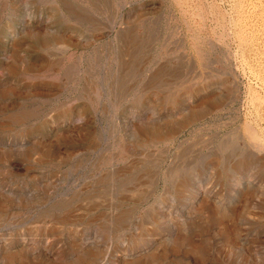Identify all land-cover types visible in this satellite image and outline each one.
Segmentation results:
<instances>
[{
	"label": "rangeland",
	"instance_id": "1",
	"mask_svg": "<svg viewBox=\"0 0 264 264\" xmlns=\"http://www.w3.org/2000/svg\"><path fill=\"white\" fill-rule=\"evenodd\" d=\"M246 124L264 145V0H0V264H248L255 217L236 246L212 219L264 185L218 159Z\"/></svg>",
	"mask_w": 264,
	"mask_h": 264
},
{
	"label": "bare ground",
	"instance_id": "2",
	"mask_svg": "<svg viewBox=\"0 0 264 264\" xmlns=\"http://www.w3.org/2000/svg\"><path fill=\"white\" fill-rule=\"evenodd\" d=\"M106 3V2H105ZM92 4V3H91ZM82 5V4H81ZM97 5V4H96ZM98 6H96L97 8ZM109 7V6H108ZM87 8V7H86ZM195 8V7H194ZM67 9V8H66ZM81 11V10H80ZM90 11V10H89ZM97 12V11H96ZM111 12V11H110ZM85 14V13H84ZM101 14V13H100ZM198 14V13H197ZM89 15V13H88ZM112 16V15H111ZM110 17V16H109ZM90 18V16H89ZM98 18V17H97ZM65 20V19H64ZM204 25V24H203ZM219 28V27H218ZM198 29V28H197ZM227 31V30H226ZM193 32V31H192ZM133 34V33H132ZM132 34H129V36L127 37V41L129 42V44H127L126 46L128 47H125L124 51L122 49V51L125 53H128L127 57L129 58L130 60V57L133 56V52L135 53V51L133 50V46H134V41L135 39L133 38V35ZM211 34V33H210ZM123 35V33H122ZM193 35V34H192ZM196 36V35H195ZM213 37V36H212ZM150 38V37H149ZM153 38V37H152ZM199 38V37H197ZM145 39V37H144ZM197 41V40H195ZM200 41V40H199ZM223 41V40H222ZM199 43V42H198ZM145 44V43H144ZM202 44V43H201ZM124 45V44H123ZM122 45V46H123ZM154 46V45H153ZM159 46V45H158ZM193 46V45H192ZM17 47V46H16ZM195 47V46H194ZM116 49V48H115ZM141 49V48H140ZM201 50V49H199ZM205 51H207L206 49H204ZM45 51V50H44ZM64 51V50H63ZM198 52V51H197ZM196 52V53H197ZM104 53V52H103ZM200 53V52H198ZM197 53V54H198ZM53 54V53H52ZM56 54V53H55ZM121 54V53H120ZM138 54V53H137ZM203 54V53H202ZM47 55V53H46ZM136 55V54H135ZM134 55V56H135ZM199 55V54H198ZM201 55V54H200ZM205 55V52L204 54ZM202 55V56H203ZM97 56V55H96ZM122 57V56H121ZM125 57V56H124ZM48 58V57H47ZM126 58V59H128ZM137 58V57H136ZM201 58V57H199ZM50 59V57H49ZM56 59V58H55ZM114 59V58H113ZM133 59V57L131 58ZM202 59H205V57ZM97 60V58H96ZM62 61V60H61ZM123 61V60H122ZM125 61V60H124ZM131 61V60H130ZM181 61V60H180ZM204 61V60H203ZM208 61V60H207ZM129 62V61H128ZM202 62V61H201ZM49 63V62H48ZM207 63V62H206ZM50 64V63H49ZM96 64V63H95ZM125 64V63H124ZM137 65V64H136ZM158 66V65H157ZM130 67V66H129ZM50 68V66L48 67ZM73 68V67H72ZM75 69V68H74ZM77 69V68H76ZM162 69V68H161ZM65 70V68H64ZM71 70V68L69 69V71ZM74 71V70H73ZM54 72V71H53ZM79 72V71H78ZM131 72V71H129ZM55 73V72H54ZM65 73V71H64ZM134 73V72H133ZM156 73V72H155ZM159 73V72H158ZM210 73V72H209ZM57 74V73H56ZM163 74V72H162ZM172 74V73H171ZM63 75V74H62ZM83 76V75H82ZM122 76V75H121ZM208 76V74H207ZM78 80V79H77ZM80 80V79H79ZM106 81V80H105ZM79 82V81H78ZM126 90V89H125ZM82 94V93H81ZM252 94V93H251ZM80 95V94H79ZM107 95V94H106ZM253 96V95H252ZM110 99V98H109ZM33 100V99H32ZM34 102V101H33ZM37 103V102H36ZM90 103V102H89ZM23 106V105H22ZM36 106V105H35ZM221 106V105H220ZM39 108V107H38ZM24 109V108H23ZM41 110V109H40ZM21 112V111H20ZM39 114V113H38ZM16 115V114H15ZM193 115V114H192ZM13 116V115H12ZM11 116V117H12ZM20 116V115H19ZM18 116V117H19ZM187 118V117H186ZM185 119V118H184ZM23 120V119H22ZM248 120V119H247ZM8 123V122H7ZM246 123V122H245ZM151 124V123H150ZM247 125V124H246ZM188 126V125H187ZM186 127V126H185ZM244 126H242L243 128ZM253 126H249V124L246 126V128L244 130H246V140H244V144L242 145L241 143H239L238 141V137L239 135H235V134H232L229 138L227 139H220L222 140L218 147L220 148V150L222 151H225L227 152V154L225 155V157L221 156L219 154L218 156V159L221 158L220 160H222V158L224 159V161L226 162V164L223 166L224 168L222 169V171L224 172H229L231 175H236L237 174V171L238 172H243L245 171L246 169L250 168L252 169V172L255 176H257L259 179L261 177V181L264 179V145L261 144L260 140L258 141V137H257V134L256 132L253 130L252 128ZM257 129V128H256ZM243 130V129H242ZM237 132V131H236ZM235 133V132H234ZM179 134V133H178ZM238 134V133H237ZM176 135V134H175ZM174 135V136H175ZM229 135V134H228ZM245 135V134H244ZM172 136V135H171ZM169 137V136H168ZM223 137V135H222ZM237 137V138H236ZM98 138V137H97ZM166 138V137H165ZM221 138V137H220ZM162 139V138H161ZM167 139V138H166ZM173 140V139H172ZM97 141V140H96ZM262 141V140H261ZM159 142V141H158ZM172 142V141H171ZM242 142V143H243ZM146 143V142H145ZM147 144V143H146ZM161 144V142H160ZM241 144V145H240ZM154 145V144H153ZM162 145V144H161ZM145 149V148H144ZM181 149V148H180ZM187 149V148H184V150ZM218 150V151H220ZM151 151V150H150ZM149 152V151H148ZM150 153H153V152H150ZM181 153H182V150H181ZM180 153V154H181ZM191 153V152H190ZM218 153V152H217ZM156 154V153H155ZM183 154V153H182ZM158 155V154H157ZM179 155V154H177ZM176 155V156H177ZM149 156V155H148ZM155 156V155H154ZM160 156V155H159ZM164 156V155H163ZM190 156V155H189ZM161 157V156H160ZM188 157V156H187ZM191 157V156H190ZM177 158V157H176ZM154 159V158H153ZM160 160V158H159ZM187 160V159H186ZM150 161V160H149ZM163 161V160H162ZM174 161V160H173ZM148 162V161H147ZM181 162V161H180ZM193 162V161H192ZM224 162V163H225ZM138 163V162H137ZM144 163V162H143ZM149 163V162H148ZM186 163V162H185ZM142 164V163H141ZM152 164V163H151ZM180 164V163H179ZM191 164V162H190ZM218 164H221V163H218ZM139 165V164H138ZM150 165V164H149ZM160 165V164H159ZM202 165V164H201ZM102 166V165H101ZM108 166V165H107ZM146 166V165H145ZM148 166V165H147ZM187 166V164H186ZM191 166V165H190ZM99 167V166H98ZM172 167V166H171ZM192 167V166H191ZM218 167V165H217ZM149 168V167H147ZM165 168V167H164ZM174 168V167H173ZM145 169V168H144ZM172 169V168H171ZM192 169V168H191ZM133 170V169H132ZM135 170V169H134ZM137 170V169H136ZM135 170V171H136ZM143 170V169H142ZM163 170V169H162ZM180 169H178L179 171ZM190 171V170H189ZM146 172V171H145ZM152 172V171H151ZM186 173V172H184ZM191 173V172H190ZM189 173V175H190ZM247 174V173H246ZM150 175V174H148ZM162 175L163 172H162ZM171 175H175V171L173 173V171H170L169 172V176ZM209 175V174H208ZM221 175V174H220ZM111 176V175H110ZM158 176V175H157ZM167 176V175H166ZM168 176V177H169ZM185 176V174H184ZM163 177V176H162ZM181 177V176H180ZM120 178V177H119ZM149 178V176H148ZM147 178V179H148ZM160 178V177H159ZM165 178V177H164ZM99 179V178H98ZM97 179V180H98ZM138 179V178H137ZM145 179V180H147ZM168 179V178H167ZM237 179V178H236ZM101 180V179H100ZM104 182H109V176H106V177H103ZM101 180V181H102ZM112 180V179H111ZM134 180V179H133ZM157 180H159L157 178ZM150 181V180H149ZM164 181V180H163ZM171 181V180H169ZM121 182V181H120ZM146 182V181H145ZM155 182V181H154ZM239 182V181H238ZM147 183V182H146ZM149 183V182H148ZM151 183V182H150ZM182 183H183V178H181V181H176L174 182V189H182ZM232 183V182H231ZM240 183V182H239ZM106 184V183H105ZM145 184V183H144ZM154 184V183H153ZM234 184V182L232 183ZM242 184V183H241ZM96 185V184H95ZM107 185V184H106ZM123 185V184H122ZM155 185V184H154ZM114 186V185H113ZM125 186V185H124ZM123 186V187H124ZM138 186V185H137ZM148 186V185H147ZM153 186V185H152ZM151 186V187H152ZM162 186V185H161ZM157 187V186H156ZM155 187V188H156ZM163 187V186H162ZM96 188V187H95ZM100 188V187H99ZM119 189V187H118ZM122 189V188H120ZM124 189V188H123ZM170 189V188H169ZM188 189V188H187ZM138 190V189H137ZM164 190V189H163ZM141 191V190H140ZM155 191V190H154ZM175 191V190H174ZM98 192V191H97ZM97 192H95V194H97ZM138 192V191H137ZM144 192V190H143ZM161 192V191H160ZM233 192H234V195L232 196V199H235V196H240L241 199L240 200H237L236 202L232 201L231 202V205H230V213H229V220L231 222L227 224H225V217L219 213V210L217 209H214L213 213H212V219L214 221V223L219 227V226H222L220 227L221 228V232H224L226 231V233L228 234L229 236V241L231 243V245H235L237 244L236 242L239 240V235L240 233H242L243 229L239 226L240 225V217L244 214V216L246 217V215H253L255 218H253V221H250L249 219H247L248 223H250L251 225V228H256L258 227V230H259V233L252 239V240H247V244L251 245L250 243H253V242H256L258 243L259 245H261V249H259L257 251V255L256 257H252V260L248 263V264H264V185L262 184L261 186L257 187L253 184H251L250 182H247L245 185H243V188L240 189L238 186H235L234 189H233ZM152 193V192H151ZM162 193V192H161ZM144 194V193H143ZM142 194V196H143ZM232 194V193H231ZM94 195V193H93ZM165 195V194H164ZM164 195H160L158 194V198H157V201L158 203H161L162 199H164ZM141 196V194H139V197ZM151 196V195H150ZM156 196V195H155ZM167 196V195H166ZM138 197V196H137ZM175 197V196H174ZM255 197H257V206L258 209L257 210H254L253 212H251L248 208V204L249 201L251 199H255ZM73 198V197H72ZM149 198V197H148ZM70 199V198H69ZM68 199V200H69ZM96 199V198H95ZM136 199V198H135ZM156 199V198H155ZM172 199V198H171ZM178 199V198H177ZM1 200V199H0ZM66 200V199H65ZM67 200V201H68ZM94 200V198H93ZM139 200V198H138ZM145 200V199H144ZM61 201V200H60ZM72 201V200H71ZM156 201V202H157ZM3 202V201H2ZM64 202V201H63ZM70 202V201H69ZM89 202V201H88ZM121 202V201H120ZM155 202V203H156ZM90 204L92 203L89 202ZM95 203V202H94ZM93 203V204H94ZM152 206V209L153 211L155 209H157L158 207L155 205ZM58 204V203H57ZM86 204L88 203H85V207H86ZM89 204V206L91 207V205ZM96 204V203H95ZM60 205V204H59ZM69 205V203H68ZM97 205V204H96ZM82 206V205H81ZM79 206V207H81ZM116 206V205H115ZM55 207V206H53ZM59 207V206H58ZM83 207V206H82ZM81 207V208H82ZM89 207V208H90ZM61 208V207H60ZM96 208V207H95ZM150 208V207H149ZM88 209V208H87ZM148 209V208H147ZM62 210V209H61ZM89 210V209H88ZM129 210V209H128ZM127 210V211H128ZM45 211V210H44ZM59 211V210H58ZM69 211V210H68ZM71 211V210H70ZM126 210L122 213H116L117 215H115V220L117 223H120V224H124L127 222V216H128V212ZM84 212V211H83ZM99 212V211H98ZM149 212V211H148ZM82 213V212H80ZM155 213V212H154ZM55 214V213H53ZM67 215H69V212L66 213ZM66 214L65 217L63 218H55L54 219V222H61V223H65L68 225L69 224H75L76 223V218H71V216H67L66 217ZM71 215V214H70ZM100 215V214H98ZM59 216V215H58ZM79 216V215H78ZM57 217V216H56ZM92 217V216H91ZM109 217V216H108ZM112 218V217H111ZM93 219V218H92ZM91 219V220H92ZM114 219V218H113ZM53 220V219H52ZM86 221V220H85ZM87 221H88V218H87ZM198 221V220H197ZM146 222V221H145ZM127 224V223H126ZM129 224V223H128ZM148 224V223H147ZM76 225V224H75ZM116 225V224H115ZM127 226V225H126ZM56 228V227H55ZM68 228V227H67ZM53 229V228H52ZM65 229V228H64ZM69 229V228H68ZM71 229V228H70ZM144 229V228H143ZM102 230V229H101ZM145 230V229H144ZM104 231H106V229H104ZM137 236H138V233H137ZM103 237V236H102ZM72 245V244H71ZM193 245V244H192ZM231 246V247H232ZM236 246V245H235ZM98 247V246H97ZM189 248V247H188ZM82 249V248H81ZM91 249V248H90ZM83 250V249H82ZM96 250V249H95ZM189 250L193 251V252H198V249H197V246H193L192 248H190ZM81 252V251H79ZM256 252V251H255ZM78 258H77V263L76 264H92V260L89 259V258H84V256H80V253L78 254ZM163 256V255H162ZM236 256L237 255H234L232 257V263L234 264L237 260H236ZM102 258V257H101ZM239 258V257H238ZM93 259V258H92ZM148 259V258H147ZM146 259V260H147ZM96 260V259H95ZM94 262V261H93ZM96 262V261H95ZM147 262H149V264H152L151 261L147 260ZM237 263V262H236ZM8 264V263H7ZM13 264V263H12ZM70 264V263H69ZM97 264V263H96Z\"/></svg>",
	"mask_w": 264,
	"mask_h": 264
}]
</instances>
